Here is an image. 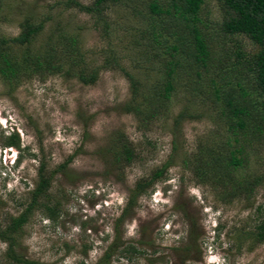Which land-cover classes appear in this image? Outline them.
Masks as SVG:
<instances>
[{"label":"rangeland","instance_id":"1","mask_svg":"<svg viewBox=\"0 0 264 264\" xmlns=\"http://www.w3.org/2000/svg\"><path fill=\"white\" fill-rule=\"evenodd\" d=\"M68 1L1 0L0 37L17 36L26 18L51 17L31 43L12 44L19 60L29 52L37 56L62 49L66 34L77 38L91 70L102 66L93 84L69 74V62L60 73L32 72L31 66L32 76L28 73L16 86L0 73V155L14 131L21 141L15 147L17 167L5 165L0 156V228L33 200L41 162L50 171L66 164L56 173L48 200L41 199L29 222L14 234L15 253L42 264H226L224 257L228 264H264V241H259L264 182L249 198L243 192L226 200L227 187L199 184L193 169L202 140L219 143L231 135L227 124L216 121L220 110L180 92L172 95L160 119L144 125L125 107L133 95L127 72L144 83L143 92L163 81L161 69H154L158 64L147 67L138 46L148 21L136 11H144L146 1L137 9L127 2L108 6L109 35L96 27L92 15L68 7ZM203 6L200 15L209 19L206 28L212 31L222 11L217 0H205ZM226 39L213 41L219 54ZM239 39L247 51L256 50L248 38ZM111 50L121 57L123 69L104 67ZM186 106L200 116L181 118ZM119 135L134 144L136 159L130 164L118 161ZM166 162L170 166L162 180L117 222L137 181ZM239 170V180L263 174L264 148L252 152ZM46 202L59 208L56 219L43 208ZM8 252V243L0 239V264L15 263Z\"/></svg>","mask_w":264,"mask_h":264},{"label":"trees","instance_id":"2","mask_svg":"<svg viewBox=\"0 0 264 264\" xmlns=\"http://www.w3.org/2000/svg\"><path fill=\"white\" fill-rule=\"evenodd\" d=\"M146 1V2H145ZM127 2L135 8L145 2L144 11H136L147 19L148 25L141 30V42L138 46L149 64H158L163 72V81L141 91L143 82L127 72L132 84V99L126 104L127 111L134 113L145 123L160 119L169 109L173 94L185 92L190 100L201 97L204 102L220 110L217 122L227 124L231 133L224 141L200 142L199 154L193 165L199 184L214 182L224 185L226 200L246 193L251 197L257 185L264 182V173L249 175L239 180V169L249 162L252 152L259 153L264 147V0H217L222 11V20L212 27L209 19H203L201 11L205 0H93L84 4L78 0H69L68 7H77L96 19V27L109 35L111 26L106 10L111 4ZM136 2V3H135ZM1 5V0H0ZM133 5V6H134ZM141 16V17H143ZM38 21L33 17L23 20L20 33L11 38L0 37V73L4 80L14 86L19 85L27 74L32 72H62L64 65H70L69 74L78 77L85 84L98 80L102 66L90 69L86 55L76 37L63 34L62 49H51L47 55L28 53L19 60L13 54V43L29 44L41 32L46 20ZM214 32V33H212ZM239 37L248 38L256 47L254 52L245 49ZM222 53H218L213 41L225 40ZM104 67H121V57L116 51H109ZM66 62V63H65ZM36 70V71H35ZM74 70V71H73ZM73 71V72H72ZM147 88V87H146ZM188 106V105H187ZM184 107L179 116L197 118L189 107ZM9 146H21L17 132L9 135ZM118 139L121 150L116 151L118 161L130 164L136 159L134 144L124 135ZM233 139V143L231 140ZM262 144V145H261ZM39 167V180L32 191L33 200L17 217H12L5 229L0 228V239L8 243L9 254L14 264H42L38 261L22 259L15 253L18 244L15 233L30 220L31 214L38 208L40 200H48L53 179L66 164L49 170L45 162ZM170 162L157 168L149 177L139 179L135 191L129 196L120 218L125 219L136 206L139 196L148 193L154 184L165 176ZM51 219H56L59 208L47 202L43 206ZM259 241H264V221L259 226Z\"/></svg>","mask_w":264,"mask_h":264},{"label":"clouds","instance_id":"3","mask_svg":"<svg viewBox=\"0 0 264 264\" xmlns=\"http://www.w3.org/2000/svg\"><path fill=\"white\" fill-rule=\"evenodd\" d=\"M17 130H18V132H20V130L18 128H17ZM14 132H16V131H14ZM15 147H17V146H9L8 148L5 149V151H3L4 154H1L0 155L2 157V159L4 160L5 165H7V166H8V164H10V165H12V167L13 166L17 167L19 165V163H20V156H19V153H18V149H16ZM126 205H127V203H126ZM212 256H215V255L212 254L210 256V258ZM223 261L226 264H228V261L226 260V257H224V260ZM210 263L219 264V262L217 260H215V261L212 260V261H210Z\"/></svg>","mask_w":264,"mask_h":264}]
</instances>
